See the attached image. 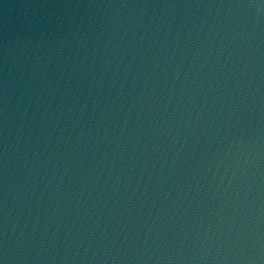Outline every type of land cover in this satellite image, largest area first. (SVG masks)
Masks as SVG:
<instances>
[{"label": "water", "instance_id": "1", "mask_svg": "<svg viewBox=\"0 0 264 264\" xmlns=\"http://www.w3.org/2000/svg\"><path fill=\"white\" fill-rule=\"evenodd\" d=\"M0 264H264V0H5Z\"/></svg>", "mask_w": 264, "mask_h": 264}]
</instances>
